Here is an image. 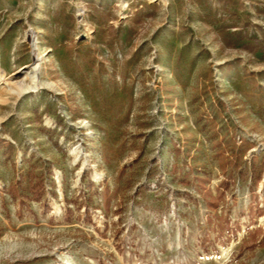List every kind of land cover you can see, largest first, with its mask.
<instances>
[{
    "label": "rangeland",
    "instance_id": "rangeland-1",
    "mask_svg": "<svg viewBox=\"0 0 264 264\" xmlns=\"http://www.w3.org/2000/svg\"><path fill=\"white\" fill-rule=\"evenodd\" d=\"M0 62V264H264V0H0Z\"/></svg>",
    "mask_w": 264,
    "mask_h": 264
},
{
    "label": "bare ground",
    "instance_id": "bare-ground-1",
    "mask_svg": "<svg viewBox=\"0 0 264 264\" xmlns=\"http://www.w3.org/2000/svg\"><path fill=\"white\" fill-rule=\"evenodd\" d=\"M0 64H1V62H0ZM0 68H1V66H0ZM33 81H34V87L35 88H37L39 85H38V79H33Z\"/></svg>",
    "mask_w": 264,
    "mask_h": 264
}]
</instances>
